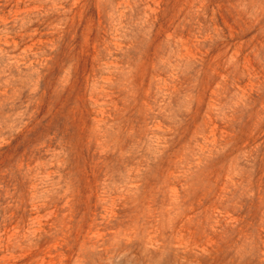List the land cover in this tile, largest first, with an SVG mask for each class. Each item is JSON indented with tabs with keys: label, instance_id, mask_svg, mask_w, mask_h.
I'll list each match as a JSON object with an SVG mask.
<instances>
[{
	"label": "rangeland",
	"instance_id": "rangeland-1",
	"mask_svg": "<svg viewBox=\"0 0 264 264\" xmlns=\"http://www.w3.org/2000/svg\"><path fill=\"white\" fill-rule=\"evenodd\" d=\"M0 264H264V0H0Z\"/></svg>",
	"mask_w": 264,
	"mask_h": 264
},
{
	"label": "bare ground",
	"instance_id": "bare-ground-1",
	"mask_svg": "<svg viewBox=\"0 0 264 264\" xmlns=\"http://www.w3.org/2000/svg\"><path fill=\"white\" fill-rule=\"evenodd\" d=\"M151 247V246H150Z\"/></svg>",
	"mask_w": 264,
	"mask_h": 264
}]
</instances>
